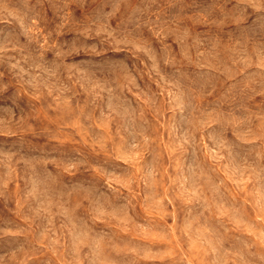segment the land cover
<instances>
[{
    "label": "rangeland",
    "instance_id": "obj_1",
    "mask_svg": "<svg viewBox=\"0 0 264 264\" xmlns=\"http://www.w3.org/2000/svg\"><path fill=\"white\" fill-rule=\"evenodd\" d=\"M0 264H264V0H0Z\"/></svg>",
    "mask_w": 264,
    "mask_h": 264
}]
</instances>
